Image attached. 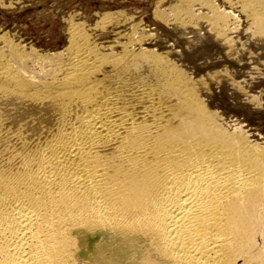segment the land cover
I'll return each mask as SVG.
<instances>
[{
  "label": "bare ground",
  "instance_id": "6f19581e",
  "mask_svg": "<svg viewBox=\"0 0 264 264\" xmlns=\"http://www.w3.org/2000/svg\"><path fill=\"white\" fill-rule=\"evenodd\" d=\"M194 1L174 8L182 22ZM208 1L230 47V14ZM263 1L241 4L264 39ZM82 26L66 53H33L40 72L0 49V264H80L85 238L141 264H264V148L205 99L217 75L142 46L105 53Z\"/></svg>",
  "mask_w": 264,
  "mask_h": 264
},
{
  "label": "rangeland",
  "instance_id": "374dc122",
  "mask_svg": "<svg viewBox=\"0 0 264 264\" xmlns=\"http://www.w3.org/2000/svg\"><path fill=\"white\" fill-rule=\"evenodd\" d=\"M204 1L192 4L194 22H182L174 11L181 0H0V49L10 39L8 42L30 52L29 65L40 72L41 67L34 63L39 54L66 53L72 25L84 24L105 53H111L113 46L115 54L124 47L135 51L143 47L169 55L195 80L217 75L205 99H217L221 105L217 103L215 110L221 121L230 129L234 126L233 130L243 128L251 141L264 148V39L254 36L242 0H206L231 16L226 29L232 42L230 47H221L222 41L213 35L209 23L215 13ZM105 13L114 16L108 25L101 24ZM110 241L85 238L80 264H141L139 257Z\"/></svg>",
  "mask_w": 264,
  "mask_h": 264
}]
</instances>
